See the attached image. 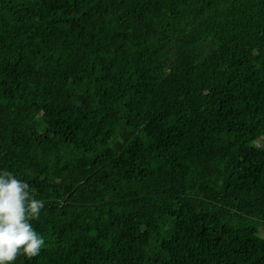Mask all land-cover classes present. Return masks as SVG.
<instances>
[{
  "label": "trees",
  "instance_id": "obj_1",
  "mask_svg": "<svg viewBox=\"0 0 264 264\" xmlns=\"http://www.w3.org/2000/svg\"><path fill=\"white\" fill-rule=\"evenodd\" d=\"M263 143L264 0H0L14 264H264Z\"/></svg>",
  "mask_w": 264,
  "mask_h": 264
},
{
  "label": "clouds",
  "instance_id": "obj_2",
  "mask_svg": "<svg viewBox=\"0 0 264 264\" xmlns=\"http://www.w3.org/2000/svg\"><path fill=\"white\" fill-rule=\"evenodd\" d=\"M43 207L44 202L31 195L28 183L9 171L0 173V264L40 254L45 240L31 221L39 218Z\"/></svg>",
  "mask_w": 264,
  "mask_h": 264
},
{
  "label": "rangeland",
  "instance_id": "obj_3",
  "mask_svg": "<svg viewBox=\"0 0 264 264\" xmlns=\"http://www.w3.org/2000/svg\"><path fill=\"white\" fill-rule=\"evenodd\" d=\"M263 144H264V143H263ZM105 154H106V155H109V154H110V151H109V150L106 151ZM259 235H260L262 238H264V227H260V228H259Z\"/></svg>",
  "mask_w": 264,
  "mask_h": 264
}]
</instances>
